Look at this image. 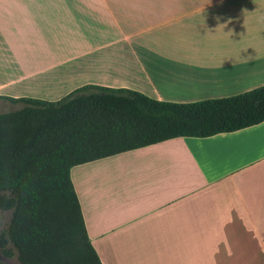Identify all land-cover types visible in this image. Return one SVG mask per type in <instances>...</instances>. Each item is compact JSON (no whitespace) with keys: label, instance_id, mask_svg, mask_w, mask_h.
I'll return each instance as SVG.
<instances>
[{"label":"crops","instance_id":"obj_1","mask_svg":"<svg viewBox=\"0 0 264 264\" xmlns=\"http://www.w3.org/2000/svg\"><path fill=\"white\" fill-rule=\"evenodd\" d=\"M85 84L183 103L261 86L264 0H0V95L57 100ZM71 178L103 264H264V121Z\"/></svg>","mask_w":264,"mask_h":264},{"label":"trees","instance_id":"obj_2","mask_svg":"<svg viewBox=\"0 0 264 264\" xmlns=\"http://www.w3.org/2000/svg\"><path fill=\"white\" fill-rule=\"evenodd\" d=\"M0 99L22 105L0 113V210H12L0 248L8 257L16 254L21 264H103L71 178L74 165L264 121V84L185 103L97 84L57 100Z\"/></svg>","mask_w":264,"mask_h":264},{"label":"rangeland","instance_id":"obj_3","mask_svg":"<svg viewBox=\"0 0 264 264\" xmlns=\"http://www.w3.org/2000/svg\"><path fill=\"white\" fill-rule=\"evenodd\" d=\"M22 105L19 103H13L8 100L0 99V113L8 112L12 110L19 109ZM12 210H0V235H7V230L11 220ZM12 245L9 244V247ZM0 261L4 264H21L17 258V255L14 254L11 257L6 256L2 249L0 248Z\"/></svg>","mask_w":264,"mask_h":264},{"label":"water","instance_id":"obj_4","mask_svg":"<svg viewBox=\"0 0 264 264\" xmlns=\"http://www.w3.org/2000/svg\"><path fill=\"white\" fill-rule=\"evenodd\" d=\"M0 264H4V263L0 262Z\"/></svg>","mask_w":264,"mask_h":264},{"label":"clouds","instance_id":"obj_5","mask_svg":"<svg viewBox=\"0 0 264 264\" xmlns=\"http://www.w3.org/2000/svg\"><path fill=\"white\" fill-rule=\"evenodd\" d=\"M217 19H219V17H217Z\"/></svg>","mask_w":264,"mask_h":264}]
</instances>
